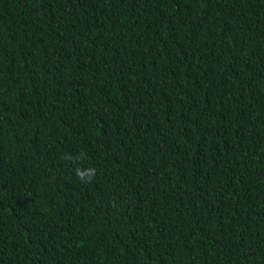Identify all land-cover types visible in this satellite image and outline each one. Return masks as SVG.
I'll list each match as a JSON object with an SVG mask.
<instances>
[{"label":"trees","instance_id":"trees-1","mask_svg":"<svg viewBox=\"0 0 264 264\" xmlns=\"http://www.w3.org/2000/svg\"><path fill=\"white\" fill-rule=\"evenodd\" d=\"M0 264H264V0H0Z\"/></svg>","mask_w":264,"mask_h":264}]
</instances>
